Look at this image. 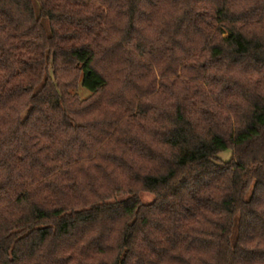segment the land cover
<instances>
[{
  "label": "trees",
  "instance_id": "1",
  "mask_svg": "<svg viewBox=\"0 0 264 264\" xmlns=\"http://www.w3.org/2000/svg\"><path fill=\"white\" fill-rule=\"evenodd\" d=\"M0 264H264V0H0Z\"/></svg>",
  "mask_w": 264,
  "mask_h": 264
},
{
  "label": "rangeland",
  "instance_id": "2",
  "mask_svg": "<svg viewBox=\"0 0 264 264\" xmlns=\"http://www.w3.org/2000/svg\"><path fill=\"white\" fill-rule=\"evenodd\" d=\"M83 93L81 92V95ZM86 96H88V93L85 95L83 94V98H85ZM222 162H227L228 160H230L231 158V152L228 151V152H225L221 155H219L218 157ZM141 200L145 203V204H150L154 201V196L149 194V193H142L141 196H140Z\"/></svg>",
  "mask_w": 264,
  "mask_h": 264
}]
</instances>
